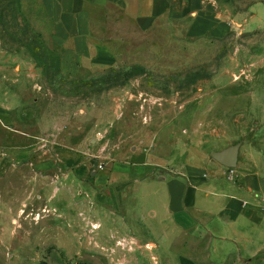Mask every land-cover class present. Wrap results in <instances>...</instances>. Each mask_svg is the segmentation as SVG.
Segmentation results:
<instances>
[{"label": "rangeland", "instance_id": "rangeland-1", "mask_svg": "<svg viewBox=\"0 0 264 264\" xmlns=\"http://www.w3.org/2000/svg\"><path fill=\"white\" fill-rule=\"evenodd\" d=\"M232 2L235 17L244 19L234 18L223 38L191 37L187 20L164 21L139 36L115 69L120 85L109 87L98 79L112 70L61 78L55 52L39 33L40 4L0 0V49L26 64L35 60L29 47L39 55L40 104L28 109L51 122L48 139L54 132L57 141L29 162L3 163L0 156V264H264V253L208 256L217 247L208 239L162 244L129 196L106 187L97 189L106 201H98L85 192L89 180L66 183L57 151L70 130L83 126L97 141L81 151L82 163L98 173L113 161H130L140 141L184 149L185 167L195 158L190 166L207 169L199 154L237 144L241 165L264 159V11L254 2ZM39 158L42 167L33 165ZM260 218L250 237L264 247L263 210Z\"/></svg>", "mask_w": 264, "mask_h": 264}, {"label": "crops", "instance_id": "crops-1", "mask_svg": "<svg viewBox=\"0 0 264 264\" xmlns=\"http://www.w3.org/2000/svg\"><path fill=\"white\" fill-rule=\"evenodd\" d=\"M34 1L42 7L44 27L39 33L60 57L62 74L72 77L82 70L96 72L120 67L136 47L139 36L152 32L158 23L187 20L189 36L223 38L230 33L234 18L244 19L242 13L235 17L232 0ZM242 1L254 2L264 11V0ZM36 67L35 60L26 64L11 60L7 52L0 51L3 163L20 164L26 159L29 162L35 153L41 157L44 146L57 142L54 132L50 134L53 139H48L51 122L28 109L40 104L38 82L42 73ZM63 129L69 131L67 127ZM70 131L57 145L59 163L67 170L66 183L72 185L74 178L89 180L92 187L85 192L98 201H106L105 194L98 191L106 187L113 194L117 191L124 198L129 196L133 206L142 207L147 227L153 237L160 236L162 244L186 243L192 236L217 244L212 253L208 251V256L252 258L264 253V247L250 237L259 229L260 212L264 211L260 201L264 197L261 157L250 158L252 162L245 163L250 167H245L239 155L237 168L227 169L206 153L199 154L209 172L190 166L195 158L185 167V150L178 153L182 148L167 147L162 141H140L131 148L130 161H113L98 173L84 165L81 157V151L89 152L86 147L97 141L93 131L83 126L79 132ZM41 164L39 158L38 164L33 165L42 167ZM238 168L241 169L237 171ZM150 198L155 201L152 203ZM158 224L162 227L161 234ZM241 260L245 261L242 258L238 261Z\"/></svg>", "mask_w": 264, "mask_h": 264}, {"label": "water", "instance_id": "water-1", "mask_svg": "<svg viewBox=\"0 0 264 264\" xmlns=\"http://www.w3.org/2000/svg\"><path fill=\"white\" fill-rule=\"evenodd\" d=\"M241 144L230 146L229 148L214 152L211 157L220 165L227 169H235L238 166Z\"/></svg>", "mask_w": 264, "mask_h": 264}, {"label": "trees", "instance_id": "trees-1", "mask_svg": "<svg viewBox=\"0 0 264 264\" xmlns=\"http://www.w3.org/2000/svg\"><path fill=\"white\" fill-rule=\"evenodd\" d=\"M29 50L32 52V54L34 56V59L35 60H36V58L38 59L39 55L34 50V48L33 47H29ZM52 54H53L52 56L55 57L56 61L58 62L57 73L61 75V78L66 79V76L63 75L62 72H61V68H60V57L56 53H52ZM120 77H121V73L120 72H117L114 69V70H112V71H110L108 73H104L103 75H101L98 80L101 81L102 84H108L109 87H111V86L112 87H116V86L120 85Z\"/></svg>", "mask_w": 264, "mask_h": 264}, {"label": "built area", "instance_id": "built-area-1", "mask_svg": "<svg viewBox=\"0 0 264 264\" xmlns=\"http://www.w3.org/2000/svg\"><path fill=\"white\" fill-rule=\"evenodd\" d=\"M99 169L102 170V169H103V166L100 165V166H99ZM260 201L264 204V197H263V198H260Z\"/></svg>", "mask_w": 264, "mask_h": 264}]
</instances>
